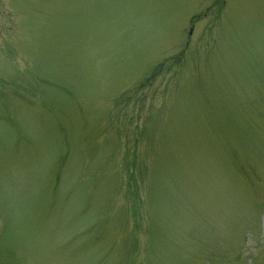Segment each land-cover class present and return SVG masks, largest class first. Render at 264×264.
Masks as SVG:
<instances>
[{"label":"rangeland","instance_id":"obj_1","mask_svg":"<svg viewBox=\"0 0 264 264\" xmlns=\"http://www.w3.org/2000/svg\"><path fill=\"white\" fill-rule=\"evenodd\" d=\"M0 264H264V0H0Z\"/></svg>","mask_w":264,"mask_h":264}]
</instances>
